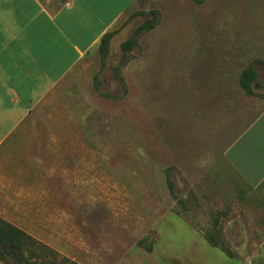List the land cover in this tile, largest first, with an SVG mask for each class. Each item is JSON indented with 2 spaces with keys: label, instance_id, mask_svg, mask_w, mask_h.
<instances>
[{
  "label": "rangeland",
  "instance_id": "1",
  "mask_svg": "<svg viewBox=\"0 0 264 264\" xmlns=\"http://www.w3.org/2000/svg\"><path fill=\"white\" fill-rule=\"evenodd\" d=\"M108 34L0 151V222L44 264H264V184L224 157L264 110V0H143Z\"/></svg>",
  "mask_w": 264,
  "mask_h": 264
},
{
  "label": "crops",
  "instance_id": "2",
  "mask_svg": "<svg viewBox=\"0 0 264 264\" xmlns=\"http://www.w3.org/2000/svg\"><path fill=\"white\" fill-rule=\"evenodd\" d=\"M142 1L0 0V151L28 134L33 108ZM224 157L248 186L264 184V110Z\"/></svg>",
  "mask_w": 264,
  "mask_h": 264
},
{
  "label": "trees",
  "instance_id": "3",
  "mask_svg": "<svg viewBox=\"0 0 264 264\" xmlns=\"http://www.w3.org/2000/svg\"><path fill=\"white\" fill-rule=\"evenodd\" d=\"M195 2L202 4L205 0H195ZM152 27L153 26L151 25L148 29H151ZM109 37L110 35L108 33L103 37L105 44L108 43ZM257 76L256 71L252 67H248L242 71L240 75V86L247 95H254L255 92L253 90V84L256 81ZM205 237L214 247L221 245L219 238L214 234V232H206ZM5 244L12 245L16 248L28 264L32 263L24 257L25 251L28 252L30 257L42 259L41 264L45 263L47 255H51L54 260L56 257L50 249L40 243L36 244V241L24 232L8 224L0 222V260L4 264H11L9 258L3 253L1 248V246Z\"/></svg>",
  "mask_w": 264,
  "mask_h": 264
},
{
  "label": "water",
  "instance_id": "4",
  "mask_svg": "<svg viewBox=\"0 0 264 264\" xmlns=\"http://www.w3.org/2000/svg\"><path fill=\"white\" fill-rule=\"evenodd\" d=\"M3 253L13 258L15 264H28L22 257L21 253L14 248L12 245H2L1 246Z\"/></svg>",
  "mask_w": 264,
  "mask_h": 264
}]
</instances>
